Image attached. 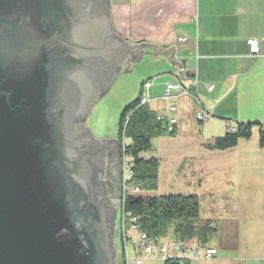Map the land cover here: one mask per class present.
I'll list each match as a JSON object with an SVG mask.
<instances>
[{"label":"water","instance_id":"95a60500","mask_svg":"<svg viewBox=\"0 0 264 264\" xmlns=\"http://www.w3.org/2000/svg\"><path fill=\"white\" fill-rule=\"evenodd\" d=\"M110 0H0V264H117L107 151L85 127L132 45ZM121 169V167H120ZM122 188V187H121ZM121 192V191H120Z\"/></svg>","mask_w":264,"mask_h":264},{"label":"crops","instance_id":"0c3cea01","mask_svg":"<svg viewBox=\"0 0 264 264\" xmlns=\"http://www.w3.org/2000/svg\"><path fill=\"white\" fill-rule=\"evenodd\" d=\"M110 3L111 25L116 34L132 45L148 43L164 50L175 47L173 61L185 62L180 70L164 56L143 52L141 59L132 64L133 69L146 60L149 69L143 74L137 99L144 95L150 100L145 106L157 116L176 118V136L180 126L185 121L195 122L199 112L206 113L204 122L226 132L235 129H227L230 122L253 124L259 129L258 125L264 126V0ZM184 38L185 42L179 41ZM249 40L258 43L259 56L251 55ZM124 66L129 67L126 63ZM192 72L197 76L195 88ZM144 80L151 86L142 91ZM170 83L192 88L191 95L163 100ZM173 107L177 108L175 112L170 110Z\"/></svg>","mask_w":264,"mask_h":264},{"label":"rangeland","instance_id":"374dc122","mask_svg":"<svg viewBox=\"0 0 264 264\" xmlns=\"http://www.w3.org/2000/svg\"><path fill=\"white\" fill-rule=\"evenodd\" d=\"M145 63L146 60L139 62L127 74L123 65L106 93L91 107L85 127L99 143L118 141L121 114L140 94L143 74L149 69ZM237 127L235 122L227 123V129ZM225 134L223 128L195 120L185 121L174 138L153 140L152 148L143 156L160 161L157 191L144 192L141 196L181 194L199 198L200 225L209 221L217 229L208 243L217 250V256L213 261L195 260L192 264H264V145L260 129L253 126L251 138L241 139L233 149L211 148ZM124 142L130 145L129 140ZM120 167L122 171L123 162ZM126 176L130 177L129 171ZM123 191L122 182L121 192L109 196L117 214L118 262L122 252L119 234ZM131 236L133 242L127 245L126 251L129 264H136L135 259L140 256L134 247L138 234L132 232ZM144 264L164 262L154 256Z\"/></svg>","mask_w":264,"mask_h":264},{"label":"trees","instance_id":"16d2710c","mask_svg":"<svg viewBox=\"0 0 264 264\" xmlns=\"http://www.w3.org/2000/svg\"><path fill=\"white\" fill-rule=\"evenodd\" d=\"M141 97L130 104L121 114L118 144L120 160L130 166L131 186H138L141 194L157 191V178L160 161L157 158L146 159L143 155L152 148V142L158 138L175 137L176 127L169 131L164 121H159L154 111L147 106H139ZM253 124H240L235 131H227L218 138L213 149L226 151L235 148L241 139H250ZM260 127L261 144L264 145V126ZM125 139L130 145L125 144ZM130 192L123 197L121 214L127 217V225L136 219L140 231L148 233L154 239L170 237L182 244L195 247L208 246L216 235L217 229L208 221L200 225L201 212L197 196L165 195L159 197H143ZM129 216V217H128ZM170 235V236H169ZM122 245L123 233L119 234ZM123 248V246H122ZM123 250V249H122ZM164 264H192L182 260H168Z\"/></svg>","mask_w":264,"mask_h":264},{"label":"built area","instance_id":"2783aa9c","mask_svg":"<svg viewBox=\"0 0 264 264\" xmlns=\"http://www.w3.org/2000/svg\"><path fill=\"white\" fill-rule=\"evenodd\" d=\"M180 42H185L186 39H180ZM248 46L250 48V53L252 56L260 55V47L258 43L254 40L248 41ZM193 88L197 85V76L194 72L190 73ZM151 86L150 81H145L142 85V91L149 89ZM212 87H209L211 90ZM192 88L185 89L178 83H170L166 85L165 92L163 94L162 99L165 101H169L171 99L179 98L181 96L187 97L192 93ZM150 102V100L142 95L140 99L139 106H145ZM172 112L177 110L176 107L170 109ZM159 121H167V125L169 131H173L174 127H176L177 119L176 118H164L163 116H157ZM196 120L198 122L206 121V113L199 112L196 115ZM231 131H235V129H231ZM122 182H123V197L126 196L127 193H131L133 195H140L141 190L138 186L130 185V178L132 176V172L130 166L127 162L123 161L122 168ZM129 171L130 177L127 178L126 173ZM129 217V216H128ZM127 217L124 214H121L120 221V232L123 233L122 245L123 250L120 253V261H117V264H129L130 260L128 259V253L126 251L127 245L133 242L131 233L136 232L138 234V238L134 242V247L140 256H137L135 259L136 264H144V262L148 259H151L154 256L161 257L163 262L168 260H182V261H213L217 256V250L211 246L205 247H195L187 244H182L175 239H154L148 233L140 231L138 226L136 225V219H132L130 224L127 225ZM119 260V259H118Z\"/></svg>","mask_w":264,"mask_h":264},{"label":"flooded vegetation","instance_id":"af4514ba","mask_svg":"<svg viewBox=\"0 0 264 264\" xmlns=\"http://www.w3.org/2000/svg\"><path fill=\"white\" fill-rule=\"evenodd\" d=\"M117 146L111 145L107 151V173L103 181L108 186V197L113 194L120 193L122 187V171L119 165V156ZM113 193V194H112Z\"/></svg>","mask_w":264,"mask_h":264}]
</instances>
